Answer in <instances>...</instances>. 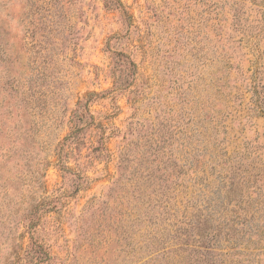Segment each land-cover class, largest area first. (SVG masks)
<instances>
[{"label": "rangeland", "instance_id": "374dc122", "mask_svg": "<svg viewBox=\"0 0 264 264\" xmlns=\"http://www.w3.org/2000/svg\"><path fill=\"white\" fill-rule=\"evenodd\" d=\"M261 94L264 0H0V264H264Z\"/></svg>", "mask_w": 264, "mask_h": 264}, {"label": "trees", "instance_id": "16d2710c", "mask_svg": "<svg viewBox=\"0 0 264 264\" xmlns=\"http://www.w3.org/2000/svg\"><path fill=\"white\" fill-rule=\"evenodd\" d=\"M6 78V77H5ZM6 80H8V82H9V78H6ZM10 87H11V84L9 85ZM11 89H13L12 87H11ZM10 95H12L11 93H10ZM262 95V94H261ZM255 97H257L258 98V95L256 94V92H255ZM259 98H260V100H259V103H258V106H261V109L264 111V95H262V96H260L259 95ZM25 98H24V95L22 96V100H24ZM33 226H34V222H33V220H30V223L27 225V227L29 228V229H31V228H33ZM232 236L230 237V239H228L229 241L232 239V241H234V243H236V241H238L237 240V236L234 234V233H232L231 234ZM235 239V240H234ZM209 243V242H208ZM210 245H212V244H210ZM192 247H195L196 249L197 248H199V247H197V246H192ZM195 248H191V249H195ZM180 250V249H179ZM193 252H195V250H192ZM171 254L174 256V257H176V255L178 254V253H176L174 250L171 252ZM185 262H184V259H183V261H179L178 262V264H184Z\"/></svg>", "mask_w": 264, "mask_h": 264}]
</instances>
